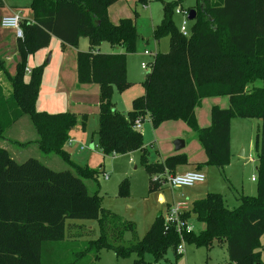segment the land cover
<instances>
[{"label":"trees","instance_id":"trees-1","mask_svg":"<svg viewBox=\"0 0 264 264\" xmlns=\"http://www.w3.org/2000/svg\"><path fill=\"white\" fill-rule=\"evenodd\" d=\"M116 1L30 0L33 22H20L23 38L17 39L20 60L13 75L0 58V74L10 87L5 93L0 85V140L25 116L36 133L39 152L54 155L71 168L55 172L36 159L17 163L0 147V264H95L101 249L111 250L117 257L134 253V264H151L142 258L148 253L157 264L168 251L177 256L180 243L176 229L164 225L163 215H157L137 240L130 222L99 207L98 194L90 193L84 183L94 180L96 173L73 164L64 151L69 132L85 117L36 111L43 65L30 69L26 76V62L51 37L71 47L80 38L87 39L88 52L76 57V76L78 85L99 88L96 148L102 157L141 151L151 192L161 188L152 177L173 173L187 161L181 155L149 163L142 136L132 128L136 120L146 117L152 129L169 121L184 123L206 156L204 164L196 165L198 170L203 166L223 169L230 163L232 120L259 121L254 142L255 196L239 197L238 207L230 210L219 194L208 193L181 216L183 221L194 217L203 226L197 235L182 233L185 243L205 249L223 244L230 263L258 264L256 248L264 235V0H194L195 17L188 37L171 20L184 0L164 3L161 22L152 35L155 40L168 36L169 51L155 54L141 83L143 94L125 114L115 110L112 96L129 86L126 57L135 51L139 35L135 18L111 23L107 10ZM139 3L145 5L147 0ZM102 43L121 48L122 53H94ZM216 97H227L228 108L213 107L210 125L198 128L195 109L204 99ZM67 220L97 221V238L78 241L86 229L67 227ZM127 232L134 238L132 242H125ZM67 240L72 245L60 247L66 253L61 252L57 259L53 253L56 245ZM63 254L68 255L64 261Z\"/></svg>","mask_w":264,"mask_h":264},{"label":"rangeland","instance_id":"rangeland-1","mask_svg":"<svg viewBox=\"0 0 264 264\" xmlns=\"http://www.w3.org/2000/svg\"><path fill=\"white\" fill-rule=\"evenodd\" d=\"M173 1L174 0H154L144 6L139 3V0L125 1L127 4L125 9H127V11L124 16H129L131 19L135 18V27L139 35V39L135 45V51L126 57L127 70L131 72L135 84L126 78L129 86L122 92L116 90V94L112 98L113 103L115 102L117 104V100L123 99L122 97L127 96L133 89L140 92L142 88V79L145 75V71L143 72V70L140 69V64L148 63L155 54H166L169 51V37L162 36L158 40H155L152 32L161 22L163 16L162 5ZM194 7V0H184L179 5V8L188 11L192 10ZM124 13L125 11L122 12V14ZM115 20L116 19H113L114 23H116ZM171 20L174 27L179 31L182 27L183 19L180 16L172 14ZM185 22L186 31L189 33L191 21L185 20ZM103 45L108 51L111 50L109 44L103 43ZM145 51L151 55L149 57H144L143 53ZM0 85L6 93L8 86H5V80L2 81ZM96 122H89V124L85 126L84 131L79 130L80 133L83 132L87 135V141L84 143L81 142V144L85 146V150L79 151L77 147H71L65 144L64 151L73 164L82 168H87L96 173L94 180L84 181L88 191L98 194V205L102 210L110 211L123 221L130 222L135 227V239L140 240L150 228L155 217L158 214L165 215L167 210L166 205L171 204L172 200L170 198L168 199V191H165L161 192L165 201L159 203L157 200V193L150 191L149 177L141 164V156L138 151L125 155L106 157H102L101 154L96 151V139L94 140V138H91L89 134L90 127H95ZM259 126L260 123L257 120L235 119V121L232 122L231 129V134L234 137V141L232 142V144L234 143V148L232 149L233 157H231L230 163L223 169L210 166L204 168V183L200 185L195 184V187H200V192L206 190L208 193L219 194L225 206L230 210L238 207L239 197L248 194L255 196V183L250 180L253 175L255 176V170H253L255 167L249 163V155H253L255 162L254 142ZM71 131H75V128L71 129ZM138 131L142 136L147 161L151 162L153 159L152 157L154 155L157 156V150L156 143L152 146L150 143L155 141L163 145V143L167 141L164 138L165 133L161 134L162 131L155 132L152 130L146 117L141 121V127ZM34 138L36 139L34 128L29 119L24 116L5 132L3 138L0 140V146L6 147L7 149L5 148V150L17 163H23L28 159H36L42 164L49 166V168L55 172L71 170V168L58 157L40 153L35 145ZM69 138L72 140L70 132ZM18 139L19 142L17 144L7 141L16 140L17 142ZM176 140H183L186 142L188 144L186 149L195 147V143L198 144L196 135L189 132L185 134V137ZM198 146L201 149L199 144ZM242 153H244L243 157ZM103 173L106 175V178L103 177ZM184 191L185 190L181 191V193ZM176 194L179 195V193ZM182 200L185 202L190 201L189 199ZM187 224L194 235L199 234L202 229V224L196 221L194 217L188 219ZM74 225H81L86 229L85 234H83L82 238L78 241L94 240L97 238V221H66L67 227ZM133 239L130 232L125 234V242H132ZM64 245L71 246L72 242L67 240L64 243L56 245L53 253L56 255L57 259L62 253H66L60 248L65 247ZM182 249V253L177 256H174L171 251H168L164 260L157 264H232L227 258L226 246L223 244H213L212 248L205 249L183 242ZM256 251L259 252L258 264H264V235L259 238ZM67 258L68 255L63 254V261ZM142 258L146 263L153 264V259L150 254L144 253ZM135 260L136 255L134 253L125 257H117L111 250L101 249L99 259L95 264H134Z\"/></svg>","mask_w":264,"mask_h":264},{"label":"crops","instance_id":"crops-1","mask_svg":"<svg viewBox=\"0 0 264 264\" xmlns=\"http://www.w3.org/2000/svg\"><path fill=\"white\" fill-rule=\"evenodd\" d=\"M125 1L126 0H117L112 6L108 8L107 12L111 23L116 24L122 18H130L129 16H124L127 11V9H125V6H127ZM29 6H30V0H0V20L3 17L16 14L20 17L21 22L32 23L33 15ZM124 11L125 13L122 14V12ZM113 19H116L115 20L116 23H114ZM103 46H104L103 43L100 44V46L96 50H94V53L111 54V53L122 52L121 48L110 47L111 50L108 51ZM88 50H89L88 41L85 38H80L76 47H71L62 44L59 40L51 37L48 42V45L45 48H42L36 51L34 54L30 55L26 62V69L29 70L34 67L43 65V74L40 82L38 95L35 101L36 111L46 112L50 114L70 113L79 118L85 117V120L83 122H78L77 125L74 127L75 131H70V137L72 135V140H71L72 144L68 146L77 147L79 151L85 150V146L81 144V142L84 143L87 141V135L83 132L80 133L79 130L84 131L85 126L89 124V122L95 123L97 121L96 126L95 127L91 126L89 129L90 137L94 138L95 140L96 139L95 132L98 126L97 117L99 113V88L95 84L78 85L77 76H76L77 54L80 52H88ZM48 56H49V61L46 62ZM143 56L149 57L150 55L147 56L144 55L143 53ZM0 58L2 59L4 63V67L8 71V74L13 75L15 73V67L20 60L18 55L17 39L15 37L13 30L2 29L1 27H0ZM144 74L146 75V72ZM27 75L28 73H26V76ZM145 75L143 76L142 82L145 78ZM126 78H128L131 82L135 84L131 72H128L127 70V64H126ZM4 80H5V86H8L7 90H9L10 87L8 81L6 80L3 74H0V83ZM115 92L116 91H114L112 98L115 96L116 94ZM142 94H143L142 88L140 92L133 89V91H130V93L127 96H123L122 97L123 99L117 100V104L114 102L115 110L123 114L127 113L131 109L132 101L142 96ZM228 106H229V102L227 97L204 99L200 107L196 108L194 111L196 124L198 128H206L210 125V111L213 107H217L220 109H227ZM18 121H16L14 124H16ZM233 121H235V119L232 120L230 123L229 148H230L231 157H233L232 149L234 148L233 147L234 143L232 144V142L234 141V137L231 134ZM149 125L151 126L150 122ZM152 130H154L155 132L162 131L161 134L165 133L164 138L167 141H165L163 145L155 141H152L150 143L151 146L154 145V143H156L157 156L154 155L152 157L153 159L151 158L152 160L149 163L159 164L169 157L184 155L186 157L187 163L185 165L176 167L173 173H169V174H183L187 171H200L204 173L203 169L208 166H203L199 170L196 169V165L204 164L206 162V156L202 148L200 149V147L198 146L199 143L198 144L195 143V147L191 149H186L188 147V144L182 140L184 146L179 151L175 150L173 146L174 142L170 144L172 141L174 140L176 141V139L185 137V134L187 132L193 133L184 123L180 121L164 122L157 129H152ZM70 139L71 138H69V140ZM7 141H11V143L17 144L19 142V139L17 142L16 140H7ZM35 141L36 139L34 140V142ZM81 146L83 147V150L80 149ZM0 147L3 148L4 146H0ZM5 148L6 147H4V149ZM95 149L96 151H98V149L96 148V142H95ZM138 152L140 153L141 156V151ZM243 156L244 153H242V157ZM249 163L252 164L253 167H255L253 169L255 170L257 163L256 160L254 162V157L252 154L249 155ZM254 178L256 179V172H255V176L253 175L252 178L250 179L251 182L255 183V187H256V181L254 180ZM200 184H196V185H200ZM196 185L190 188H182L180 189L179 192L175 191V189H169L166 188L165 186H162L159 190L155 191L157 193V200L159 203H163L165 199L161 192L168 191L167 197L168 199L170 198L172 202L171 204L166 205L167 209L173 203L183 201L182 199H189L190 201H187V203L191 205L192 203L204 198L206 194H208L206 190L200 192V187H195ZM183 190L185 191L181 193V191ZM176 193H179V195ZM244 196L252 197L253 195L248 194Z\"/></svg>","mask_w":264,"mask_h":264},{"label":"built area","instance_id":"built-area-1","mask_svg":"<svg viewBox=\"0 0 264 264\" xmlns=\"http://www.w3.org/2000/svg\"><path fill=\"white\" fill-rule=\"evenodd\" d=\"M153 0H147V3L152 2ZM146 5V4H145ZM144 6V5H143ZM190 11L188 10H182L181 8L177 7L174 10V15L180 16L183 19L182 27L179 30V33L183 37H188L189 33L186 31V22L185 20H188ZM20 18L16 14H12L7 17H3L0 20V27L2 29H8V30H13L16 39H22V32L20 29ZM144 55H151L148 52H144ZM155 56V55H154ZM153 56V57H154ZM153 59V58H152ZM141 69L145 71L146 73L149 72L150 70V62L149 63H141L140 65ZM25 72L29 74V69H25ZM141 127V120H136L133 123L132 128L134 130H139ZM68 145L72 144L71 140H68L67 143ZM83 150V147L81 146L80 148ZM103 177L106 178V175L103 174ZM153 181H157L161 187L165 186L166 188L169 189H176V188H190L194 186L195 184H200L205 181V176L204 173L200 171H187L183 174H169L165 173L162 176L159 177H152ZM253 180V179H252ZM255 180V178H254ZM190 209V205L187 202L181 201V202H176L173 203L170 207H168L164 217V225L166 227H173L176 229V232L178 233L180 237V243L176 248V254L180 255L183 251L182 249V243L183 238H182V233H189L191 232V228L188 226L187 221H183L181 219V216L188 212Z\"/></svg>","mask_w":264,"mask_h":264},{"label":"water","instance_id":"water-1","mask_svg":"<svg viewBox=\"0 0 264 264\" xmlns=\"http://www.w3.org/2000/svg\"><path fill=\"white\" fill-rule=\"evenodd\" d=\"M194 17H195V13H194V11L191 10L190 13H189V16H188V21H193ZM48 61H49V56L47 57V61L46 62H48ZM173 146H174L176 151H179L180 149L183 148L184 143H183L182 140H176V141H174ZM175 191L179 192L180 188H176Z\"/></svg>","mask_w":264,"mask_h":264}]
</instances>
